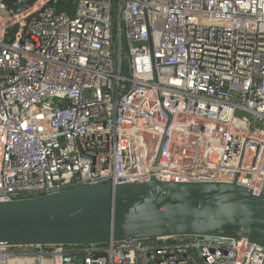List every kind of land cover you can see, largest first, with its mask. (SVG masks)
Segmentation results:
<instances>
[{"label": "built area", "instance_id": "2783aa9c", "mask_svg": "<svg viewBox=\"0 0 264 264\" xmlns=\"http://www.w3.org/2000/svg\"><path fill=\"white\" fill-rule=\"evenodd\" d=\"M0 0V203L94 183L264 192V0ZM0 264H264L247 240L0 245Z\"/></svg>", "mask_w": 264, "mask_h": 264}, {"label": "water", "instance_id": "95a60500", "mask_svg": "<svg viewBox=\"0 0 264 264\" xmlns=\"http://www.w3.org/2000/svg\"><path fill=\"white\" fill-rule=\"evenodd\" d=\"M13 14L36 0H19ZM200 237L264 248V192L236 183H94L0 203V245L96 248L112 242Z\"/></svg>", "mask_w": 264, "mask_h": 264}, {"label": "trees", "instance_id": "16d2710c", "mask_svg": "<svg viewBox=\"0 0 264 264\" xmlns=\"http://www.w3.org/2000/svg\"><path fill=\"white\" fill-rule=\"evenodd\" d=\"M13 1V0H11ZM76 0H53L52 5L57 11H65L71 14L74 9V3Z\"/></svg>", "mask_w": 264, "mask_h": 264}]
</instances>
